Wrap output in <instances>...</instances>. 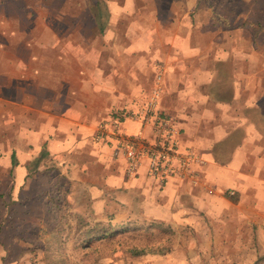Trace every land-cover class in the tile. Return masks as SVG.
<instances>
[{
    "label": "rangeland",
    "instance_id": "obj_1",
    "mask_svg": "<svg viewBox=\"0 0 264 264\" xmlns=\"http://www.w3.org/2000/svg\"><path fill=\"white\" fill-rule=\"evenodd\" d=\"M94 1L0 0V264L76 260L80 256V249L73 248L77 214L137 225L98 253L102 264L253 263L264 255V184L254 196L245 174L240 178V190L207 176L205 160L199 151L183 144V128L172 114L177 150L193 155L185 172H153L144 154L128 172L127 159L119 152L112 156L123 161L125 177H137L144 167L152 182L94 192L53 159L28 174L27 164L38 152L28 142V74L38 66L37 60L54 69L52 50L72 47L73 29L79 28L77 33L91 39L103 34L93 21ZM101 5L108 15L107 24L113 17L117 42H124L120 35L134 21L154 27L171 25L174 31L189 34L191 20L192 44L198 49L191 57L196 60L194 65L216 64L223 86L234 72L241 96L255 94L264 113V0H101ZM215 57L218 61L213 62ZM155 66L160 78L157 81L153 76L144 96L159 86V108L166 65L159 62ZM219 91L227 93L226 88L219 87ZM241 112L248 110L242 108ZM256 117L263 128L259 110ZM142 119L130 120L139 125L136 136L127 134L123 124L119 130L144 145L145 140L154 141L156 131ZM94 135L92 140L100 143ZM13 151L17 164L11 167ZM176 163L174 159L173 165ZM229 190L237 192V201L226 196ZM254 198H260L263 205L255 208ZM153 221L161 226L147 230L145 226ZM61 242L65 245L60 250ZM131 247L144 249V253L134 255ZM91 256H86L88 261ZM257 264H264V257Z\"/></svg>",
    "mask_w": 264,
    "mask_h": 264
},
{
    "label": "crops",
    "instance_id": "obj_2",
    "mask_svg": "<svg viewBox=\"0 0 264 264\" xmlns=\"http://www.w3.org/2000/svg\"><path fill=\"white\" fill-rule=\"evenodd\" d=\"M111 20L112 15L98 38L73 29L72 47L52 50L55 70L37 60L38 66L28 74V142L34 151L45 144L51 160L94 192L151 183L144 167L137 177H125L123 161L92 137L102 119L143 96L161 62L166 68L159 108L179 121L183 144L201 153L207 176L217 183L240 190L245 174L255 196L264 184V126L256 117L258 110L263 118L264 113L257 96H241L234 72L223 86L216 64L194 65L191 57L198 49L192 44L191 20L189 34H180L171 25L134 21L120 35L124 42H117L119 34L112 30ZM138 126L130 120L123 123L125 132L134 136ZM258 199H253L255 208L263 205Z\"/></svg>",
    "mask_w": 264,
    "mask_h": 264
},
{
    "label": "trees",
    "instance_id": "obj_3",
    "mask_svg": "<svg viewBox=\"0 0 264 264\" xmlns=\"http://www.w3.org/2000/svg\"><path fill=\"white\" fill-rule=\"evenodd\" d=\"M93 19L96 22V26L99 28L100 33L104 31V29L107 26L106 19L108 18V15L106 16L104 12L106 10L101 5V0H95L94 1V9H93ZM105 15V18H104ZM158 72L154 73V76H157ZM147 93V92H146ZM141 96L140 99L132 101L129 105H124L121 108H118L114 111H112L107 119L105 121H101L98 123L97 130L95 132V139L99 141L102 145L108 147L113 155H118L119 151H117V145H118V135L127 136L126 134H123L120 130V124H123L124 122L128 120H136L140 117V112L144 108L145 104V97L150 96ZM147 98V100H148ZM146 100V101H147ZM155 116V123H158L165 127L167 130H169V114L162 111L160 108L156 107L155 112L153 111V114ZM167 123V125H165ZM115 124V130L117 131V134H108L106 132L105 126L107 128H110L111 125ZM113 127V126H112ZM114 129V128H113ZM164 132V131H161ZM163 134V133H162ZM161 134V135H162ZM166 144V143H165ZM117 151V152H116ZM49 153L46 148V145L43 144L40 146L37 155L33 157V159L27 164V172L28 174L31 173V171L36 170L39 165L44 162L45 160H50L51 158L48 157ZM17 164V159L14 151L11 153V167L15 166ZM152 170V169H150ZM11 171V170H10ZM226 196L231 198L232 201H237V193L234 191L232 194L230 191L225 192ZM76 237L74 240V249L79 248L80 249V256L76 260H66V259H50L46 261V264H102L99 263V256L98 253L102 252L104 248L111 246L114 244L115 239L120 236L123 233H129L130 231L136 230L135 222H128V221H122V222H116L112 223L110 220H95L91 218H87L83 215L77 214L76 215ZM154 223H149L145 226L147 230H149L152 227L155 226H161L160 223L153 221ZM65 243L61 242L58 246V249H63V246ZM130 253L134 255H139L144 253V249H140L137 247H131ZM88 254H91L90 260L88 261L86 256ZM264 255H259L258 259L255 260L251 264H257L258 261H260ZM86 258V259H85Z\"/></svg>",
    "mask_w": 264,
    "mask_h": 264
},
{
    "label": "built area",
    "instance_id": "obj_4",
    "mask_svg": "<svg viewBox=\"0 0 264 264\" xmlns=\"http://www.w3.org/2000/svg\"><path fill=\"white\" fill-rule=\"evenodd\" d=\"M160 78V74H157L156 80ZM159 94V86L153 88L151 95L144 104L143 110L140 112V117L143 116V123L150 122L156 131V138L153 142L143 141L144 145L139 144V139L131 136L118 135L115 130V124L110 128L105 126L108 134L118 135L117 151L125 155L127 159V171L132 172L141 155H147L149 159V168L153 172H165L179 171L185 172L188 170V158L193 156L191 153H183L177 150L176 141L173 139L174 126L169 118V130L158 123H155V116L152 115L155 112L156 100ZM145 114V115H144ZM139 117V118H140ZM167 125V123L165 124ZM113 126V127H112ZM114 128V129H113ZM164 131V132H161ZM163 133V134H162ZM162 134V135H161ZM166 143V144H165ZM116 151V152H117ZM177 163L173 165V160ZM232 194L234 191L229 190Z\"/></svg>",
    "mask_w": 264,
    "mask_h": 264
}]
</instances>
